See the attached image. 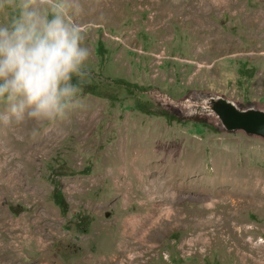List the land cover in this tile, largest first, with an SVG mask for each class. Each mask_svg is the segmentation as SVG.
I'll return each mask as SVG.
<instances>
[{
  "label": "rangeland",
  "instance_id": "374dc122",
  "mask_svg": "<svg viewBox=\"0 0 264 264\" xmlns=\"http://www.w3.org/2000/svg\"><path fill=\"white\" fill-rule=\"evenodd\" d=\"M80 3L91 52L81 107L56 124L23 127L13 147L0 137V180L9 183L0 191V242L10 229L34 242L12 238L20 246L5 264L109 263L124 242L131 250L120 264H264V141L176 105L202 93L264 107V0ZM130 146L174 150L181 162L192 155L204 178L242 170L260 189L241 188L227 199L233 206L210 212L201 209L219 198L177 193L170 212L143 187L116 188Z\"/></svg>",
  "mask_w": 264,
  "mask_h": 264
},
{
  "label": "clouds",
  "instance_id": "9594fccd",
  "mask_svg": "<svg viewBox=\"0 0 264 264\" xmlns=\"http://www.w3.org/2000/svg\"><path fill=\"white\" fill-rule=\"evenodd\" d=\"M81 10L80 0H0V123L53 125L81 107L91 58Z\"/></svg>",
  "mask_w": 264,
  "mask_h": 264
},
{
  "label": "bare ground",
  "instance_id": "6f19581e",
  "mask_svg": "<svg viewBox=\"0 0 264 264\" xmlns=\"http://www.w3.org/2000/svg\"><path fill=\"white\" fill-rule=\"evenodd\" d=\"M31 123L32 121H28L21 125L8 126L3 125L2 123L0 124L2 128L0 129V137L9 146L13 147L15 146L14 144H17L16 137L20 133H22L23 127L29 126ZM19 126L22 128H20ZM6 147L9 148L7 145ZM141 152L142 154L143 152L145 153L142 158L139 154ZM164 153L165 155L162 156L160 152H155V150H152L148 147L130 146L126 150L125 154V158L128 160L125 172L121 173V170L116 169L115 177L117 178V180L115 181L118 182V184H116V188L119 191H122L127 187L128 189L133 187L140 189L141 187H143L148 196L152 195L158 197L159 199H161V202L167 201V203L170 204L167 211L170 212H176L178 209L176 199L172 201L173 196L177 193L195 192L201 194L202 196L212 195L219 198V200L217 202H214L213 205H206L205 207H203V209H201L202 211L210 212L218 208L220 205L230 206L231 203L233 204L232 201L228 202L227 199L241 197L238 193V190L241 188L243 189V192L247 189H250L253 194L254 192H258L260 189L261 183H259L256 178H253V175L246 174L245 171L232 170L229 167L225 169L218 168L215 176H208L207 178H204L199 175L196 166L193 164L192 155H187L186 160L181 162L180 160L182 157V153L179 155L174 150H165ZM169 153H171L172 155H170ZM117 158L119 159V157H116V159ZM129 176H131L132 178L129 182L130 185L126 182ZM7 181L8 180L3 178L0 180V191L5 190V188L8 187L7 185L9 183ZM244 201L245 197L243 195V202ZM24 232L25 231L21 229L20 232L15 233L14 229H10V232L7 235L8 237H11L10 241L5 242L4 239L1 240L0 264H5L7 260L12 259L9 252H12L15 248L20 246L19 243H13L12 238H15V236L20 237L21 241L24 240L26 243L34 244L31 237L24 239ZM129 246L131 250V244L124 242L122 248L120 249L121 255L118 256L117 259L116 257L114 258L116 260H112V262L107 263V261H102L101 259H99L96 260L94 264H120L123 257L122 255L127 253L126 250L128 249L126 248H129ZM135 260L136 258L134 257H129V259H127L129 264L134 262ZM45 264H53V262L48 261Z\"/></svg>",
  "mask_w": 264,
  "mask_h": 264
},
{
  "label": "water",
  "instance_id": "95a60500",
  "mask_svg": "<svg viewBox=\"0 0 264 264\" xmlns=\"http://www.w3.org/2000/svg\"><path fill=\"white\" fill-rule=\"evenodd\" d=\"M184 116H203L215 121L222 131H241L247 136L264 141V107L254 104L242 105L236 101L206 94L194 93L176 102Z\"/></svg>",
  "mask_w": 264,
  "mask_h": 264
},
{
  "label": "trees",
  "instance_id": "16d2710c",
  "mask_svg": "<svg viewBox=\"0 0 264 264\" xmlns=\"http://www.w3.org/2000/svg\"><path fill=\"white\" fill-rule=\"evenodd\" d=\"M53 185V191L51 193V197L53 203L60 209L61 213L66 211V202L62 195V192L59 188L58 182L51 179Z\"/></svg>",
  "mask_w": 264,
  "mask_h": 264
}]
</instances>
